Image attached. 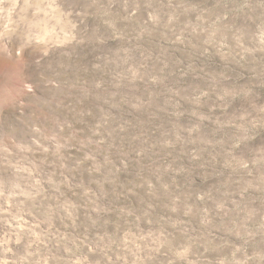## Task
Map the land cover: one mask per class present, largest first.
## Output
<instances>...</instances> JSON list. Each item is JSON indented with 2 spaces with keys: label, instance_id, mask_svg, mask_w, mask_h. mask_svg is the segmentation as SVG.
<instances>
[{
  "label": "clouds",
  "instance_id": "9594fccd",
  "mask_svg": "<svg viewBox=\"0 0 264 264\" xmlns=\"http://www.w3.org/2000/svg\"><path fill=\"white\" fill-rule=\"evenodd\" d=\"M0 226V264H264V0H0Z\"/></svg>",
  "mask_w": 264,
  "mask_h": 264
},
{
  "label": "rangeland",
  "instance_id": "374dc122",
  "mask_svg": "<svg viewBox=\"0 0 264 264\" xmlns=\"http://www.w3.org/2000/svg\"><path fill=\"white\" fill-rule=\"evenodd\" d=\"M14 122L15 121H14V117L12 116V114L8 111H5L4 115H3L4 126H9V125L13 124ZM0 228H2V226H0Z\"/></svg>",
  "mask_w": 264,
  "mask_h": 264
}]
</instances>
